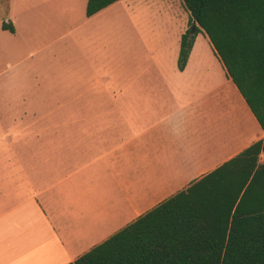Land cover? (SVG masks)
I'll return each mask as SVG.
<instances>
[{
  "label": "crops",
  "instance_id": "obj_1",
  "mask_svg": "<svg viewBox=\"0 0 264 264\" xmlns=\"http://www.w3.org/2000/svg\"><path fill=\"white\" fill-rule=\"evenodd\" d=\"M46 2L55 6L59 31H43L36 43L70 55L76 82L69 95L61 91L55 99L66 110L55 128L26 129L18 143L21 129L0 122V264L73 262L264 141L262 126L214 49L199 47L204 31L197 34L185 69H179L190 21L182 0H156L176 27L168 44L172 62L137 66L133 79L123 69L117 82L106 78L113 46L107 15L134 0H118L92 16L88 0H6L11 19L5 22L14 32L3 28L0 0V58L13 56L0 63V89L22 86L13 76L23 59L34 65V54L17 59L16 44L29 37L35 9ZM70 7L79 8L81 19ZM124 36L120 48L128 50ZM54 53L38 63L48 76ZM207 54L210 64L197 62Z\"/></svg>",
  "mask_w": 264,
  "mask_h": 264
},
{
  "label": "trees",
  "instance_id": "obj_2",
  "mask_svg": "<svg viewBox=\"0 0 264 264\" xmlns=\"http://www.w3.org/2000/svg\"><path fill=\"white\" fill-rule=\"evenodd\" d=\"M116 1L88 0L87 15ZM182 1L179 69L204 31L264 130V0ZM262 153L261 140L68 264H264Z\"/></svg>",
  "mask_w": 264,
  "mask_h": 264
},
{
  "label": "rangeland",
  "instance_id": "obj_3",
  "mask_svg": "<svg viewBox=\"0 0 264 264\" xmlns=\"http://www.w3.org/2000/svg\"><path fill=\"white\" fill-rule=\"evenodd\" d=\"M129 4L130 2L119 7L115 6L107 15L110 19L108 25L110 24L111 34L113 33V46L111 50L112 70L110 75L107 72L106 78L113 82L120 81L123 73L129 79H133L136 75L137 66L169 65L172 62L168 44L169 37L171 40L175 35L176 27L172 22L173 20L167 15L169 13L158 7L156 0H134L131 5ZM5 7L6 0H2L3 14L1 18L4 22L11 19L6 13ZM53 8L55 6L49 2H46V6L38 5L35 9L36 24L31 27L29 37L17 39V59L21 58L22 60L23 56L25 58L30 54L35 55L30 60L34 64L33 66H29L28 61L23 59L19 73H14L13 78L15 79L17 76L14 82L22 83V86L18 87L20 84H16V87L13 88L0 89V122L5 125V128L21 129L20 132H16L17 136L20 135L18 143H23L19 140L21 138L23 140L26 129L56 127L58 118L66 110H63V105L58 104L55 99L64 94L61 91L65 92V95H69L70 90L68 88L76 82L74 80L75 67H71L68 62L71 59L70 55L54 53V48H45V46L36 43V37L44 36L43 31L48 30L51 33L59 31L56 17L58 14H54ZM70 10L74 11L73 16L81 19L79 8L70 7ZM170 33L171 35H169ZM121 34L126 35L124 37L128 39L125 42L128 43V50L120 48L119 37ZM206 35L204 34V37L199 35L198 43L204 52H209L213 46L211 42L206 40ZM165 44L167 45L164 47L167 49L160 52L159 49ZM53 53L56 57L51 59L54 65L51 76H48L44 67L38 63L42 61L44 56L50 59ZM2 55L0 50V56ZM12 57L3 56L0 58V63L5 65ZM80 58L81 64L87 65L86 56L81 55ZM210 60L207 54L205 58L197 59V62L210 64ZM81 75L84 73L82 72ZM68 106L71 110V105Z\"/></svg>",
  "mask_w": 264,
  "mask_h": 264
},
{
  "label": "water",
  "instance_id": "obj_4",
  "mask_svg": "<svg viewBox=\"0 0 264 264\" xmlns=\"http://www.w3.org/2000/svg\"><path fill=\"white\" fill-rule=\"evenodd\" d=\"M196 25H197V23H196V21H194L193 26L191 28V34H193L195 32Z\"/></svg>",
  "mask_w": 264,
  "mask_h": 264
}]
</instances>
